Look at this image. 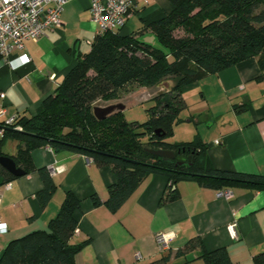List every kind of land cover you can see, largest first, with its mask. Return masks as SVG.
<instances>
[{"label":"crops","instance_id":"obj_1","mask_svg":"<svg viewBox=\"0 0 264 264\" xmlns=\"http://www.w3.org/2000/svg\"><path fill=\"white\" fill-rule=\"evenodd\" d=\"M172 9L169 0H134L118 30L121 35L143 37L150 24ZM58 28H48L38 40H26L22 51L31 61L12 69L0 56V107L6 116H31L41 102L74 66L79 54L90 50L97 32L87 0H72L61 15ZM154 40V39H153ZM20 62L17 59L14 63ZM186 107L181 110V130H194L205 143L211 165L219 170L264 175V52L214 73H207L181 88ZM126 107V106H125ZM1 122V119H0ZM218 140L219 142H216ZM3 151L14 155L16 141L5 142ZM37 168H47L57 188L40 206L35 194L42 188L37 172L18 176L0 186V256L7 243L33 230L45 229L56 216L66 191L80 201L77 228L71 239L83 242L75 264H148L167 255L163 264H205L199 249L176 257L189 239L198 237L206 250L224 247L233 264H254L264 250V189L231 185L230 199L216 196V189L196 179L174 185L178 197L164 200L168 181L160 174L147 175L118 207L111 211L92 203L104 201L107 187L115 182L110 168L99 167L80 153L54 151L49 146L30 151ZM164 198V199H163ZM235 223L234 234L228 225ZM166 234L169 249L158 253L155 233Z\"/></svg>","mask_w":264,"mask_h":264},{"label":"trees","instance_id":"obj_2","mask_svg":"<svg viewBox=\"0 0 264 264\" xmlns=\"http://www.w3.org/2000/svg\"><path fill=\"white\" fill-rule=\"evenodd\" d=\"M169 1L171 11L150 24L148 35H121L120 28L96 34L90 50L77 55L74 66L35 114L18 115L12 127L5 128L0 155H8L3 151L7 139L16 141L15 154L9 156L25 174L39 175L42 188L35 197L40 206L48 203L57 188L50 171L35 167L31 160L30 151L43 146L56 152L80 153L97 166L110 168L115 182L107 187V198L102 201L92 195L91 199L93 205L103 204L111 211L117 210L149 174L166 177L164 200L178 197L173 187L181 179H196L216 190L238 184L264 189L262 174L214 168L205 143L198 137L177 144L164 141L186 107L180 91L183 86L264 52V0ZM179 29L182 35L175 36L174 31ZM132 81L143 87L165 82L163 90L149 99L153 104L147 120L142 125L127 122L122 111L96 119L92 103L117 98V90ZM15 125L21 130H15ZM138 126H142L140 131ZM155 129L160 130L155 133ZM148 148L173 150L185 160L178 163L175 158L154 155ZM0 175L4 183L16 178L1 165ZM79 208V199L66 191L47 227L10 240L0 264H75L83 246V242L71 241ZM194 248L199 249V258L205 264H233L224 247L206 250L198 237L189 239L175 256ZM167 260V255H161L148 264ZM253 263L264 264V250L254 254Z\"/></svg>","mask_w":264,"mask_h":264},{"label":"built area","instance_id":"obj_3","mask_svg":"<svg viewBox=\"0 0 264 264\" xmlns=\"http://www.w3.org/2000/svg\"><path fill=\"white\" fill-rule=\"evenodd\" d=\"M72 0H0V56L12 69L31 61L27 53L20 54L17 58H11L15 51L24 49L26 40H38L48 28L61 26V15L67 3ZM93 22L97 26V32L116 31L125 22L134 6V0H87ZM17 59L20 62L14 63ZM7 109L0 107V137L3 136L6 127H12L17 115L6 116ZM15 130H21L20 125L13 126ZM216 142H219L216 140ZM90 160V159H88ZM91 161V160H90ZM216 196L224 199L232 197L229 188L216 190ZM235 223L228 225L234 234ZM6 230L5 223L0 222V232ZM155 241L158 253H164L169 249L165 232L155 233ZM141 255L136 254L137 264Z\"/></svg>","mask_w":264,"mask_h":264},{"label":"rangeland","instance_id":"obj_4","mask_svg":"<svg viewBox=\"0 0 264 264\" xmlns=\"http://www.w3.org/2000/svg\"><path fill=\"white\" fill-rule=\"evenodd\" d=\"M175 36H181L182 30H175ZM164 86L156 85L153 87H143L136 82H129L123 87L117 90V98L112 100L97 99L92 103V106H106L108 104L121 102L126 107L122 111V115L125 121H136L139 124H143L148 118V108L153 104V100L147 99V97H153L158 92L162 91ZM149 100V101H148ZM180 120L172 127V132L164 137V141L170 144H177L186 141H192L196 139L197 133L194 130H181V123L185 120L183 113L179 114ZM142 126H138L137 130H141ZM12 139H7L6 142L10 143Z\"/></svg>","mask_w":264,"mask_h":264},{"label":"water","instance_id":"obj_5","mask_svg":"<svg viewBox=\"0 0 264 264\" xmlns=\"http://www.w3.org/2000/svg\"><path fill=\"white\" fill-rule=\"evenodd\" d=\"M165 84V82H162L159 85H163ZM152 97H147V99H151ZM125 109V105L121 102H117V103H112V104H108L106 106H93L92 107V112L93 115L96 119L98 120H102L105 117H107L108 115L112 114L113 112L116 111H123ZM160 129H155V133H158ZM148 152L160 156V157H165V158H175L176 161L178 163L181 162V160L185 159L183 156L181 155H175L173 150H169V149H162V148H157V149H153V148H148L147 149ZM0 165L3 167V169L5 171H7L8 173L12 174L13 176H22L25 174L24 170L20 167H18L15 163V161L13 160V158L9 155H0ZM4 183V179L3 176L0 175V186Z\"/></svg>","mask_w":264,"mask_h":264},{"label":"flooded vegetation","instance_id":"obj_6","mask_svg":"<svg viewBox=\"0 0 264 264\" xmlns=\"http://www.w3.org/2000/svg\"><path fill=\"white\" fill-rule=\"evenodd\" d=\"M186 155V154H185ZM183 160H185V159H183ZM188 161V160H187Z\"/></svg>","mask_w":264,"mask_h":264}]
</instances>
